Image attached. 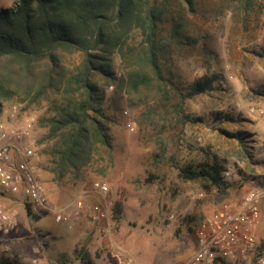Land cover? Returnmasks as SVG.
Segmentation results:
<instances>
[{"label":"rangeland","instance_id":"rangeland-1","mask_svg":"<svg viewBox=\"0 0 264 264\" xmlns=\"http://www.w3.org/2000/svg\"><path fill=\"white\" fill-rule=\"evenodd\" d=\"M15 1L0 0V5L10 6ZM247 3L195 0L197 10L190 13L182 1H170L169 14L179 20L180 29L176 34L179 38L170 39V18L160 23L158 34L165 42L160 59L164 75L181 91L203 74L221 76L212 90L184 100L180 112L174 107L179 97L170 84L154 79L139 55L141 34L137 29L132 31L125 46L132 51L124 59L118 54L112 57L115 81H106L98 74L94 78L104 91L101 107L111 118L110 160L102 152L93 165L70 171L61 180L54 179L49 155L42 151L45 145L38 144L47 131L41 122L48 114L47 105L26 106L17 98L3 104L0 121L13 122L29 114L36 117L30 138L50 208L45 219L50 221L33 228L37 224L33 214L41 213L27 214L23 199L15 203V198H0L13 214L8 230L0 231V254L7 252L24 264H42L40 255L47 249L43 243L52 242L48 230L58 227L56 237L61 239L56 250L61 249V254L58 261L43 257L49 259L47 264H79L74 250L85 251L94 264H175L195 250L199 220L211 215L221 203L239 199L247 189L261 183L264 57L255 50L264 48V0ZM63 61L73 68L79 56L65 53ZM131 69L147 77L136 90H131L127 82ZM183 114L189 116L185 122ZM224 114L238 118L227 119ZM238 129L248 133L245 145L225 133ZM213 154L220 158L226 167L224 175L232 182L225 191L201 178L186 179L180 174L181 167L203 162ZM97 180L106 182L109 188V230L104 232L99 229V221L83 212L74 215L79 198L83 210L97 200L91 192ZM9 199L13 203L9 204ZM57 211L68 213V220L55 223L52 213ZM170 214L173 218L168 217ZM257 229L258 239L264 240V223ZM31 243H36L40 251H34Z\"/></svg>","mask_w":264,"mask_h":264},{"label":"trees","instance_id":"trees-1","mask_svg":"<svg viewBox=\"0 0 264 264\" xmlns=\"http://www.w3.org/2000/svg\"><path fill=\"white\" fill-rule=\"evenodd\" d=\"M171 0H16L10 6L0 5V111L3 104L17 98L26 106L46 104L48 114L41 119L47 131L38 139L42 151L49 155L53 178L61 180L70 171L93 165L102 152L112 158V137L108 120L101 107L103 89L94 80L98 74L115 81L112 67L115 54L126 58L133 30L141 34L140 56L158 82H166L179 97L174 105L182 111L184 100L212 90L219 74H203L181 91L164 75L161 56L165 45L158 31L168 17L170 39L180 29L179 20L169 14ZM194 13L195 0H180ZM248 0H243L246 6ZM128 48V49H127ZM76 53L79 62L73 68L64 64L65 53ZM264 57V48L255 50ZM142 54V55H141ZM128 85L136 90L147 77L131 69ZM122 79V78H120ZM124 83V80L122 81ZM219 117V116H218ZM224 117L237 118L228 114ZM189 116L183 114L185 122ZM197 119V118H195ZM243 145L248 133L240 129L225 132ZM226 167L220 158H211L180 168L186 179L201 178L220 191L232 182L224 175ZM27 214L31 213L25 203ZM48 211H43L44 215ZM38 219L39 214H33ZM79 264H94L85 251H73ZM0 264H24L7 252L0 254ZM212 264H236L215 259Z\"/></svg>","mask_w":264,"mask_h":264},{"label":"built area","instance_id":"built-area-1","mask_svg":"<svg viewBox=\"0 0 264 264\" xmlns=\"http://www.w3.org/2000/svg\"><path fill=\"white\" fill-rule=\"evenodd\" d=\"M126 112V111H125ZM36 124L33 114L19 120L0 121V198L23 199L32 213L49 211L45 188L39 178L35 149L31 143ZM108 184L94 181L91 192L97 200L86 210L79 198L74 213L99 221L101 231L109 230L110 205L106 198ZM201 196L202 194L199 193ZM174 214L168 215L173 218ZM68 213H53L55 222L67 221ZM264 220V178L247 189L241 198L221 203L195 227L196 248L175 264H212L222 259L236 264H264V240L258 239L257 225ZM12 214L0 203V231L8 230ZM123 264H130L124 262Z\"/></svg>","mask_w":264,"mask_h":264},{"label":"crops","instance_id":"crops-1","mask_svg":"<svg viewBox=\"0 0 264 264\" xmlns=\"http://www.w3.org/2000/svg\"><path fill=\"white\" fill-rule=\"evenodd\" d=\"M13 201L15 202V203H17V200H15V199H13ZM13 201H11V199H9V204H11V203H13ZM19 203V202H18ZM74 205V204H73ZM75 207V206H74ZM12 214V213H11ZM48 214V212L46 213V214H44V215H42V216H40L38 219H35L34 221L35 222H37V224L36 225H34V227L33 228H39V227H42L44 224H45V222L47 221H50V219H45V216ZM13 215V214H12ZM52 217H53V213H52ZM55 222V221H54ZM55 223H57V222H55ZM264 223V220H262L258 225H257V228L259 227V226H261L262 224ZM88 228L89 229H91L92 230V227L89 225L88 226ZM256 228V231H257V233H259V231H258V229ZM58 227H56V228H54L53 229V231H51V230H48V232H49V234H51V238H52V242H50V243H43L44 241L43 240H41L42 241V243L44 244V245H46V251L42 254V255H40V259H39V261H40V263H42V264H47L48 263V260L50 259L51 261L52 260H57L58 261V257H59V255L61 254L60 253V250H56L58 247H59V245H60V239L61 238H57L56 237V235H57V231H58ZM73 236V233H70V239H72L71 237ZM34 239V238H33ZM32 244V243H31ZM32 246H33V248H34V251H40L39 250V247L37 246V244L35 243V245L34 244H32ZM48 248H50V249H48ZM44 249V248H43ZM33 250V249H32ZM63 252V251H62ZM67 252H69V250L67 251ZM34 254V253H33ZM43 257H48L49 259H44ZM90 258V257H89ZM91 259V258H90ZM92 260V259H91ZM93 261V260H92ZM93 263H94V261H93Z\"/></svg>","mask_w":264,"mask_h":264}]
</instances>
